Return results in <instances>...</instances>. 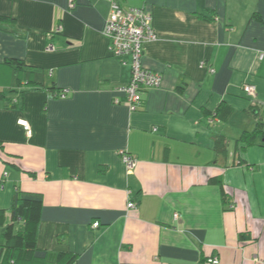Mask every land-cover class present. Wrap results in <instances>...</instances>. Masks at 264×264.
<instances>
[{"label":"crops","instance_id":"1","mask_svg":"<svg viewBox=\"0 0 264 264\" xmlns=\"http://www.w3.org/2000/svg\"><path fill=\"white\" fill-rule=\"evenodd\" d=\"M117 1L144 6L157 35L142 63L162 85L136 111L118 91L131 61L103 35L109 0H0L14 20L0 23V90L19 104L0 101V210L16 190L42 195L37 248L75 264L264 261V128L235 144L264 124V0Z\"/></svg>","mask_w":264,"mask_h":264},{"label":"trees","instance_id":"2","mask_svg":"<svg viewBox=\"0 0 264 264\" xmlns=\"http://www.w3.org/2000/svg\"><path fill=\"white\" fill-rule=\"evenodd\" d=\"M144 7V6H143ZM140 7V8H143ZM254 19L261 22L258 15H254ZM12 21L6 17H0V23ZM13 66L15 70L20 71L26 67L23 61L8 60L5 62ZM20 81H17L19 86ZM31 87H43L42 84L28 80L27 83ZM16 88V87H15ZM13 90V91H12ZM182 91L183 89H179ZM14 89H10L9 93L15 94ZM24 94L23 92L20 93ZM60 97V96H59ZM0 101H10L9 109L18 108L17 101H12L3 90H0ZM210 117L217 118L218 114H211ZM264 124L259 121L253 132H245L236 140V147L240 143H245L248 147L253 146L257 135L263 132ZM215 150L218 154L227 155V140L220 135L215 141ZM240 166L246 165L244 161L238 163ZM211 184L220 186L223 202L227 204L228 190L226 185L219 178H212ZM43 209V197L36 193H26L16 190L14 192L12 205L8 210H0V264H75L78 256L73 254H50L46 251H40L37 248V238L39 233V225ZM22 224V229L19 228Z\"/></svg>","mask_w":264,"mask_h":264},{"label":"built area","instance_id":"3","mask_svg":"<svg viewBox=\"0 0 264 264\" xmlns=\"http://www.w3.org/2000/svg\"><path fill=\"white\" fill-rule=\"evenodd\" d=\"M110 13L106 21L103 32L108 40V50L113 57L129 58L131 61V81L126 87L118 91L126 95L128 106L131 111L138 110L143 104V95L148 89H156L162 85V76L143 66L142 59L144 46L148 42L157 40V35L152 28V16L145 8L124 9L116 0H109ZM259 60H264V53L259 54ZM213 72V70H211ZM245 93L252 95L254 88L246 86ZM65 98V93L60 95ZM119 101H116L118 104ZM27 135L31 136V127L25 120L18 121ZM123 154V161L129 171L136 167V161L126 153ZM129 210H137V204L129 201ZM178 216L176 215V218ZM99 223H95L97 228ZM208 264H220L219 258H209ZM254 264H264L258 258L254 259Z\"/></svg>","mask_w":264,"mask_h":264},{"label":"rangeland","instance_id":"4","mask_svg":"<svg viewBox=\"0 0 264 264\" xmlns=\"http://www.w3.org/2000/svg\"><path fill=\"white\" fill-rule=\"evenodd\" d=\"M117 1V0H116ZM122 2H123V4H128V0L125 2V0L123 1L122 0ZM123 8H125V6H123V5H121Z\"/></svg>","mask_w":264,"mask_h":264}]
</instances>
